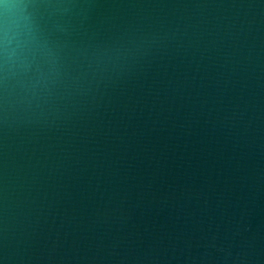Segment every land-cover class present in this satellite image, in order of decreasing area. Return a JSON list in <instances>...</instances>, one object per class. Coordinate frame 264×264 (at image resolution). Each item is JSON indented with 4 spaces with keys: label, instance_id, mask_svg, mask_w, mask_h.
<instances>
[{
    "label": "water",
    "instance_id": "obj_1",
    "mask_svg": "<svg viewBox=\"0 0 264 264\" xmlns=\"http://www.w3.org/2000/svg\"><path fill=\"white\" fill-rule=\"evenodd\" d=\"M0 264H264V0H0Z\"/></svg>",
    "mask_w": 264,
    "mask_h": 264
}]
</instances>
